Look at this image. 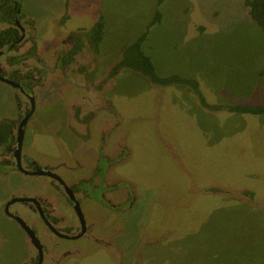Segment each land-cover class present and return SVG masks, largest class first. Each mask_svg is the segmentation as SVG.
<instances>
[{
    "label": "rangeland",
    "instance_id": "1",
    "mask_svg": "<svg viewBox=\"0 0 264 264\" xmlns=\"http://www.w3.org/2000/svg\"><path fill=\"white\" fill-rule=\"evenodd\" d=\"M244 1L67 0L57 26L65 0H19L38 41L87 31L101 16V69L145 32L141 50L156 75L196 82V92L179 83L153 86L127 67L112 80L108 96L130 151L116 171L136 199L120 219L118 260L93 247L63 264H264V114L225 108L264 104V36ZM156 11L159 20L146 30ZM51 85L37 93L42 105L34 107L23 145L39 164L67 159L72 145L63 87ZM9 90L0 81V116L13 110ZM38 178L0 175V204L9 192L48 193ZM23 251L15 225L0 212V264H14Z\"/></svg>",
    "mask_w": 264,
    "mask_h": 264
},
{
    "label": "flooded vegetation",
    "instance_id": "2",
    "mask_svg": "<svg viewBox=\"0 0 264 264\" xmlns=\"http://www.w3.org/2000/svg\"><path fill=\"white\" fill-rule=\"evenodd\" d=\"M21 8L19 0H0V81L11 87L13 103L11 114L0 116V175L44 177L36 180L46 182L49 192L36 187L27 194L9 192L0 204L24 248L14 264H63L93 247L114 251L118 260L121 220L136 199L116 171L130 151L108 96L124 67L117 60L101 69L98 45L80 29L59 32L51 44L38 41L33 19ZM65 9L55 18L57 26L67 16ZM49 82L54 84L49 89L63 87L59 100L72 145L67 159L39 164L23 145L34 107L42 105L37 93Z\"/></svg>",
    "mask_w": 264,
    "mask_h": 264
},
{
    "label": "trees",
    "instance_id": "3",
    "mask_svg": "<svg viewBox=\"0 0 264 264\" xmlns=\"http://www.w3.org/2000/svg\"><path fill=\"white\" fill-rule=\"evenodd\" d=\"M244 5L247 8L248 17L261 30L264 36V0H245ZM159 17L160 13L156 11L153 14L151 20L146 25V30L150 25L157 22ZM102 27L103 19L101 16H98L86 31L89 40H91L94 45H98L101 40ZM144 38L145 32L123 49L117 66L130 68L131 70L146 76L148 80L155 85L179 83L189 86L194 92H196V82L193 79L182 78L176 74L167 76L156 75L154 66L152 65L149 57L141 50V43L143 42ZM204 106L207 107L208 105L204 103ZM225 108L236 112L264 114V104L227 105Z\"/></svg>",
    "mask_w": 264,
    "mask_h": 264
}]
</instances>
